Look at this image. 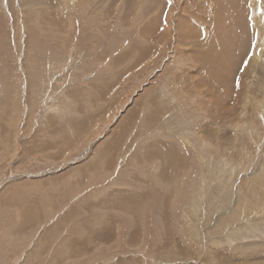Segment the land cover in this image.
Returning <instances> with one entry per match:
<instances>
[{"label":"rangeland","instance_id":"374dc122","mask_svg":"<svg viewBox=\"0 0 264 264\" xmlns=\"http://www.w3.org/2000/svg\"><path fill=\"white\" fill-rule=\"evenodd\" d=\"M235 263L264 264V0H0V264Z\"/></svg>","mask_w":264,"mask_h":264},{"label":"bare ground","instance_id":"6f19581e","mask_svg":"<svg viewBox=\"0 0 264 264\" xmlns=\"http://www.w3.org/2000/svg\"><path fill=\"white\" fill-rule=\"evenodd\" d=\"M215 11V10H214ZM218 29V28H217ZM259 56V55H258ZM257 58V57H256ZM244 64V63H243ZM208 71V70H207ZM209 74V73H208ZM130 122V121H129ZM123 134V130H121L120 132H118V135L117 136H121ZM116 144H118L119 143V140L117 139L116 140V142H115ZM81 207V206H80ZM23 217V216H22ZM24 217H26V216H24ZM29 217V216H28ZM21 224V223H20ZM58 227V226H57ZM51 231V230H50ZM14 232V231H13ZM49 233V232H48ZM51 233V232H50ZM13 234V233H12ZM60 235V234H59ZM239 256V255H238ZM240 257V256H239ZM236 264V263H235Z\"/></svg>","mask_w":264,"mask_h":264},{"label":"snow or ice","instance_id":"6c2138e0","mask_svg":"<svg viewBox=\"0 0 264 264\" xmlns=\"http://www.w3.org/2000/svg\"><path fill=\"white\" fill-rule=\"evenodd\" d=\"M169 4L171 3V0H168Z\"/></svg>","mask_w":264,"mask_h":264}]
</instances>
